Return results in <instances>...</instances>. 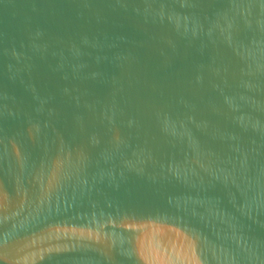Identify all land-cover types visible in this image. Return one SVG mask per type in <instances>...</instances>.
Segmentation results:
<instances>
[{
	"label": "water",
	"instance_id": "95a60500",
	"mask_svg": "<svg viewBox=\"0 0 264 264\" xmlns=\"http://www.w3.org/2000/svg\"><path fill=\"white\" fill-rule=\"evenodd\" d=\"M0 264H264V0H0Z\"/></svg>",
	"mask_w": 264,
	"mask_h": 264
}]
</instances>
